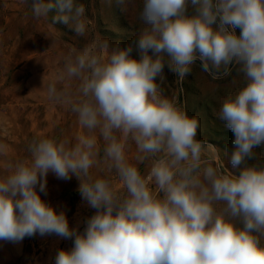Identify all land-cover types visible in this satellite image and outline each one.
Masks as SVG:
<instances>
[{"label": "clouds", "instance_id": "clouds-1", "mask_svg": "<svg viewBox=\"0 0 264 264\" xmlns=\"http://www.w3.org/2000/svg\"><path fill=\"white\" fill-rule=\"evenodd\" d=\"M102 2L136 10L126 46L96 32L83 0H21L54 32L95 38L45 64L39 89L76 131L32 136L19 157L0 142V241L72 239L55 264H264V0ZM197 61L213 81L239 78L216 112L234 136L224 151L160 86L165 66L180 82ZM49 173L79 180L95 210L83 232L41 198Z\"/></svg>", "mask_w": 264, "mask_h": 264}, {"label": "rangeland", "instance_id": "rangeland-1", "mask_svg": "<svg viewBox=\"0 0 264 264\" xmlns=\"http://www.w3.org/2000/svg\"><path fill=\"white\" fill-rule=\"evenodd\" d=\"M83 2L86 4V15L94 21L95 30L102 37L113 43L120 42L122 46L134 39L139 30V25L135 23V9L125 13L114 3L107 6L102 0ZM54 27L62 34L54 32L47 21L34 19L21 0H0V142L9 145L13 157L25 155V144L32 136L76 131L73 114L50 104L39 89L42 88L45 64L50 71L54 70L71 47H80L92 41L95 31L85 38H77L63 24L57 23ZM54 40L55 44L51 47ZM163 74L165 79L160 86L164 94L176 97L189 116L199 118L197 138L221 151L231 148L233 133L216 112L219 102L232 90V80L239 79L235 71L232 77L213 81L201 71L197 61L192 73L183 81L179 82L167 66ZM257 152L264 159V146ZM2 163L0 160V165ZM79 183L75 176L62 180L49 173L47 193L40 195L58 212L63 210L66 213L70 227L79 226L83 232L86 219L95 210L82 200ZM72 247V239L55 234L41 236L37 233L20 242L0 241V264H55L58 250H70Z\"/></svg>", "mask_w": 264, "mask_h": 264}]
</instances>
